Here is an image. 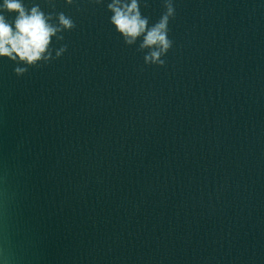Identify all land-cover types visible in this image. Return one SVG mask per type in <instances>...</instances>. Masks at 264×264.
I'll return each mask as SVG.
<instances>
[{
	"label": "water",
	"instance_id": "water-1",
	"mask_svg": "<svg viewBox=\"0 0 264 264\" xmlns=\"http://www.w3.org/2000/svg\"><path fill=\"white\" fill-rule=\"evenodd\" d=\"M22 3L58 31L0 58V264H264V0H139L159 62L113 0Z\"/></svg>",
	"mask_w": 264,
	"mask_h": 264
},
{
	"label": "clouds",
	"instance_id": "clouds-1",
	"mask_svg": "<svg viewBox=\"0 0 264 264\" xmlns=\"http://www.w3.org/2000/svg\"><path fill=\"white\" fill-rule=\"evenodd\" d=\"M69 3L72 0H68ZM113 13L112 24L116 27L128 43H134L143 36L144 47L156 46L160 51L152 52V62H159L161 53L170 48L167 27L169 16L174 10L169 5L168 14L161 21L148 28V21L142 17L139 10V0H113L109 5ZM15 14L13 24H10L3 13ZM48 17L39 9L33 7L26 9L22 0H2L0 3V58L19 59L28 65H34L44 59L51 44L52 37L58 31L48 23ZM60 24L71 29V20L60 16ZM20 71V70H18Z\"/></svg>",
	"mask_w": 264,
	"mask_h": 264
}]
</instances>
